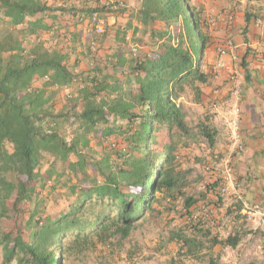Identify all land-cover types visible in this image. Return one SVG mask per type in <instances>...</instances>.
<instances>
[{
	"label": "trees",
	"instance_id": "trees-1",
	"mask_svg": "<svg viewBox=\"0 0 264 264\" xmlns=\"http://www.w3.org/2000/svg\"><path fill=\"white\" fill-rule=\"evenodd\" d=\"M101 1L78 0L80 8L74 4L53 8L42 0H0V209L5 210L4 202L13 199L18 218L24 215L20 225L17 223L16 236L4 235L0 240L2 264L20 253L27 255L31 264H65L56 246L78 221L70 220L69 213L41 221L37 188L40 184L43 189L54 178L59 184L68 172L85 175L88 165L97 178L72 191L79 211L91 204L89 213L93 204H105L111 214L114 212L113 218L108 211L96 217L101 241L111 236L108 232L112 227H116L113 235L127 238L139 217L181 199L183 212L177 214L188 220L185 225L193 238L183 229L173 233L171 240L179 246L177 255L199 257L205 248L198 233L206 219H195L194 212L221 202L223 185L218 179L208 183L203 193L189 194L188 173L179 161L182 148L189 149L192 144L205 141L213 149L217 135L209 116L191 128L180 102L190 88L199 104L198 85L209 80L194 48L199 44L204 54L212 42L191 0H142L136 16L112 31L107 26L103 34H97L90 24L88 47L83 53L90 65L87 74H76L78 61L70 69L69 56L48 49L44 43L30 49L24 44V39L40 38L50 30L46 21L56 19L53 12L70 14L75 28L95 14L103 17L108 11ZM128 12L129 6L114 14ZM133 21L137 25L133 26ZM111 32L118 43L113 54L102 48ZM80 39L82 35L73 33L70 41ZM132 46H136L135 51ZM37 82L42 85H35ZM56 89L71 90L67 106L57 112L51 107ZM228 98L229 91L225 100ZM68 123L70 132L64 128ZM161 128H166L170 139L162 148L156 139ZM71 155L75 161L70 160ZM52 159L63 167L62 173L51 166L42 174ZM201 163L209 169V163ZM243 205L240 201L239 209ZM237 228L226 237L213 235L211 246L236 250L250 235L244 227ZM168 264L186 263L172 259ZM209 264L218 261L212 259Z\"/></svg>",
	"mask_w": 264,
	"mask_h": 264
},
{
	"label": "rangeland",
	"instance_id": "rangeland-1",
	"mask_svg": "<svg viewBox=\"0 0 264 264\" xmlns=\"http://www.w3.org/2000/svg\"><path fill=\"white\" fill-rule=\"evenodd\" d=\"M200 1L201 0H196L195 5L200 4L204 7V4ZM223 1L235 3L236 6H245L246 9L250 10H254L255 7H259L261 4L264 5V0H253V2H251V0ZM199 11L204 31L212 42L205 50L203 58H201V66L204 67V69L201 68V70L204 72L208 71L209 75L214 77L218 75V73L214 72L213 67H211L216 59V45L219 41L228 38H221L220 35L217 36L220 30L218 29L219 26H216V22L210 21L212 27L207 25V22L213 18L210 17L209 19V16H207L209 14L205 8V12H203V9ZM226 11V8L222 9L219 15L225 14V18L230 22V15L227 14ZM102 16L108 27L113 26L116 19H122L123 17L114 13H104ZM90 26L88 22V29H91ZM173 32L177 33L176 28L173 29ZM46 34L48 33H42L40 38L37 39L31 37L24 39L25 46L30 49L36 43L41 42L50 50L57 49L58 51H63L61 50L63 48L59 45V42L55 44ZM63 35H65V32ZM51 36L56 39V34H52ZM60 39L65 40V37H61ZM87 47L88 43L84 40L79 50L83 48L86 51ZM194 52L197 57L201 56L199 44H196ZM76 55L82 56L79 52H76ZM233 62H235L239 68H242V60H240L239 56H237V59L233 60ZM230 63L232 62L230 61ZM68 66L70 69L73 68V56H71ZM89 69L90 65L79 63L77 68H75V73H80V75H82V73L87 74ZM35 85L41 86L42 82H37ZM198 87L201 93V102L199 104L196 103L195 100V90L190 88H188L186 93L182 96L180 102L184 106L187 115V123L191 128L195 129V127L201 121H204L207 116L212 118L213 125L217 131L215 147L213 149L209 148L205 141H201L199 144H192L189 149L182 148L179 152V161L182 170L188 173L187 179L190 184L187 191L189 194L199 195L203 193V191H205L204 187L208 183H215L218 179L223 185V190H225V192L221 191V202L218 201V206L208 204L202 207L203 210L197 209L194 212L195 219H206V223L200 228L202 232L198 233L199 241L205 246L202 254L199 257H180L177 255L179 246L171 240L173 233L181 229H183L184 233L188 234L189 238H193V234L186 228L187 225H185L188 220L186 218H181V214H177L178 211L183 212L181 199L177 202H172V204L168 203L165 208L156 206L157 208L154 212L139 217L135 221L134 227L127 238L122 239L120 234L113 235L116 227H112L108 232V235L110 234L111 236H107L108 238H106L105 241H101L97 236L99 227L97 226L96 217L108 211V215H111L110 217L113 218L114 212L111 214L110 209H107L108 206L105 204H93L92 211L89 213H87V209L91 204H89L85 210L79 211L76 205V195L72 191V188L76 186L82 187L85 185V187H87L88 179L97 178L92 166L88 165L85 175L80 174L79 177H77L68 172L60 178L59 184H57L58 180L54 178L46 183L43 189L40 188V184L37 188L39 199H41V206L39 208L40 213H42L41 221L54 218L64 213H69L71 215L69 216L70 220L74 219L78 221L77 226H74V228L63 234L58 240L59 242L56 246V250L62 254L64 259L63 263L168 264V262L174 259L177 262L183 261L186 264H209L210 261L214 259L218 261V264H264V225L258 227V229H255L253 226V221L257 218V216H253L255 211H257V209L264 210V207L261 204L244 200L242 193L236 192L235 189V185H238L239 188L237 191L239 189L245 191L247 187L245 181H248V183L251 181L249 175H251L250 171L254 169V164L251 162L249 156L253 153L254 145L245 142L242 138L243 151L231 150L228 131L224 124V117L228 109L225 103L222 104L225 100L223 99L220 101L219 105L216 102L209 104L208 101H206V87H204V85H198ZM55 91L56 95L51 101V107L57 112L63 109L64 106H67V92L69 93L71 90L66 92L62 89H56ZM220 95L221 93H219L218 98L221 97ZM71 123L65 124L64 126L68 132H70L69 128ZM241 130L242 128L240 127V133ZM66 135L68 138V133ZM96 139L98 142L99 137ZM156 139L160 148L170 143L166 128H161L157 131ZM97 142L93 144V147L97 146ZM257 147L260 151V156L257 157V164H259L261 170H264V145L259 144ZM198 159H201V161ZM70 160L75 161V158L71 155ZM203 161L210 164L209 169L204 167V164L202 165L201 162ZM55 163L53 159L46 163L42 170V174L45 175L46 170L51 166H54V168L56 167L58 172L62 173L63 167L59 165L60 163ZM63 166L66 167L65 165ZM210 198L217 201L214 197L212 198V196H210ZM240 201H244V203L248 204L245 209L244 205L242 209H239ZM4 203L5 210L0 209V240H2L4 235H11L14 238L16 236L15 230L17 228V223L20 225V220H22L24 216L22 214L20 217L21 219L18 218L16 212L12 208L13 199H9ZM26 208H28V205ZM234 211L237 212L235 214L229 213ZM18 220L19 222H17ZM259 222L261 224L260 219ZM233 227H244L245 230L250 231V235L245 237L236 250H231L229 248L223 249L220 246H211L210 238L213 237V235L215 236L217 234L218 237H226L233 230ZM2 262L3 245L0 243V264H2ZM8 264H31V261L27 255L20 253L18 258H15Z\"/></svg>",
	"mask_w": 264,
	"mask_h": 264
},
{
	"label": "crops",
	"instance_id": "crops-1",
	"mask_svg": "<svg viewBox=\"0 0 264 264\" xmlns=\"http://www.w3.org/2000/svg\"><path fill=\"white\" fill-rule=\"evenodd\" d=\"M42 1L49 7L53 8L61 6L67 7L72 4H74L76 8L82 7L80 5L81 2H78V0ZM141 1L142 0H126L129 6V12L126 13L122 19H116L113 26L109 27V30L112 31L113 28H117V26H123L127 23L131 16H136V13L140 8ZM192 2L193 6H195L197 10L203 9V12H205V8L209 14L207 15L209 16V19L210 17L213 18L209 21L216 22V26H219L218 29L220 32L217 36L220 35L221 38H230L234 40L238 46V56L240 60H242V63H245V66L241 69L244 71L245 79L248 75L249 80L246 79L244 82L240 101L242 112L241 135L245 142L254 145V149L252 151L253 153L250 154L249 157L251 158V162L254 164L253 166L255 170L252 169L250 171V183L245 181L247 184L245 191H241L240 189L237 191L239 188L238 185H235V189L236 192L242 193L244 200L261 204L264 207V170H261L259 164H257V157L260 156V151L257 145H264V5L261 4L263 7L259 6L255 7L254 10H250L246 9L245 6H236L235 3H229L223 0H201L200 2L204 4V7L200 4L195 5L196 0H192ZM90 5L91 3L89 6ZM224 8L227 9L226 13L230 15V22H228L227 18H225V14L219 15L221 10ZM51 15L55 16L56 19L54 20L51 18L46 21L48 27L50 28L46 36L50 37L55 44L59 42V45L63 48H60L63 50L60 52L62 54H67L69 56V60L71 56H73L74 63L75 61L83 64L86 63L87 60H85V57L83 56L84 49L82 48L79 50V47L81 48L84 40L87 41L89 39L90 28L88 29V22L84 21L83 24H78L75 28L73 27V18L70 14H67L64 11H57L55 13L53 12ZM248 17L249 21L247 20ZM135 25H137V22L133 21V26ZM162 25L159 24L157 26L161 27ZM172 29H170V31ZM64 32L65 35H63ZM130 32L132 35L133 31ZM55 33L56 39L51 36ZM73 33H79L82 35V39H80L81 41H70ZM113 33L114 32H111V34H109V38L102 45L105 53L110 51L109 53L113 54L118 48V43L116 42ZM61 37H65V40L60 39ZM76 52H79V54L83 56V60L82 56L76 55ZM201 58H203V54H201L200 59ZM201 68L204 69V67ZM205 72L209 74L208 71ZM227 80L228 75L224 71L219 72L218 75L214 77L209 75V80L207 84L204 85V87H206L205 91L207 92L206 101H208L209 104L216 102L219 105L220 101L226 99L229 91ZM219 93H221L220 98H218ZM224 103L225 102L222 104ZM243 204L245 209L248 204L244 203V201ZM262 211L264 213V210ZM253 216H257L255 221H253L255 229L264 225L259 222V219L261 221L260 215L254 214Z\"/></svg>",
	"mask_w": 264,
	"mask_h": 264
},
{
	"label": "built area",
	"instance_id": "built-area-1",
	"mask_svg": "<svg viewBox=\"0 0 264 264\" xmlns=\"http://www.w3.org/2000/svg\"><path fill=\"white\" fill-rule=\"evenodd\" d=\"M101 3L103 6H105L108 13L110 12L111 14L128 8L125 0H102ZM87 22L95 26V31L97 34H103L107 29L105 19L99 17L97 14L93 15V17ZM207 25L212 27L210 21L207 22ZM132 49L135 51L136 46H132ZM216 53V60L213 65V70L215 73L225 71L228 75L230 84L229 98L227 101H225V105L228 109L224 117V124L228 131L230 148L233 151L241 152L243 151L244 147L240 133V127L242 123L240 101L242 96L243 84L245 81V74L244 71L239 68V66L236 65L235 62H233V60H236L238 56V46L232 39L228 38L217 43ZM230 61L232 63H230ZM223 191L225 192V190ZM255 214L260 215L261 224H264L263 211L257 209V211H255Z\"/></svg>",
	"mask_w": 264,
	"mask_h": 264
}]
</instances>
